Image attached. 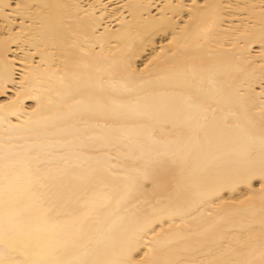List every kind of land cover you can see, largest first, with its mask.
Returning a JSON list of instances; mask_svg holds the SVG:
<instances>
[{
  "label": "snow or ice",
  "instance_id": "obj_1",
  "mask_svg": "<svg viewBox=\"0 0 264 264\" xmlns=\"http://www.w3.org/2000/svg\"><path fill=\"white\" fill-rule=\"evenodd\" d=\"M79 7L16 3L15 11L33 22L49 21L53 55L58 47L66 58L80 48L83 57L90 54L79 43L72 16L63 11ZM165 7L205 13L199 20L189 15L181 32L195 25V37L207 41L210 26L202 25L207 19L214 22L224 6ZM169 28L175 33L171 18L162 12L156 28L130 33L119 60L104 70L106 81L97 75L99 69L97 74H73L62 94L69 101L66 111L55 119L74 122L51 134L53 144L69 151L55 166L33 155L39 145L0 148V264H264V112L259 123L247 116L232 74L211 55L198 54L200 44L193 54L177 51L163 61L157 53L137 72L136 57L153 45L156 32ZM181 39L174 34L161 45V53L166 47L187 48ZM79 64L93 68L91 60ZM149 68L156 69L155 79L145 78ZM10 82L14 78L5 65L0 88ZM22 99L17 92L0 110ZM92 128L104 129L105 135L87 136ZM73 135L76 140L60 138ZM94 139L110 147L127 141L138 154V166L122 177L123 185L102 169L75 176V168L83 164L69 163L73 153ZM70 176L79 183L73 185ZM255 182L258 189L252 187ZM237 185L252 190L240 201H220L218 211L204 217L205 205ZM113 201L115 209L106 211ZM164 216L191 220L175 233L155 231ZM213 216L219 219L203 227ZM184 224L187 235L179 231ZM149 232L152 237L139 256L137 248ZM190 237L197 244L179 246ZM205 246L206 256L194 255Z\"/></svg>",
  "mask_w": 264,
  "mask_h": 264
},
{
  "label": "bare ground",
  "instance_id": "obj_2",
  "mask_svg": "<svg viewBox=\"0 0 264 264\" xmlns=\"http://www.w3.org/2000/svg\"><path fill=\"white\" fill-rule=\"evenodd\" d=\"M16 3L79 5V9L70 8L63 11L72 16L79 43L83 51L90 55L81 57V50L77 48L66 58L59 54V47L55 49L56 55H53L49 21L37 19L33 22L24 15H18L15 11ZM178 3L186 6L205 3L224 6L214 22L207 19L202 25L210 26V38L207 41L195 37V25L189 27L187 33L181 32L189 15H194L199 20L205 13H189L188 7L180 10L165 7ZM5 5L8 7H4ZM261 5H264V0H0V74L7 65L14 78V82H10L6 89L0 88V104L12 100L17 92L24 97L21 103L12 108L0 110V148L23 149L28 145H39L33 155L41 160H50L55 166L59 158L69 151L61 150L60 145L53 144L55 137L51 134L55 133L57 128L70 126L74 122L55 119L57 114L66 111L69 101H65L62 94L66 86L73 82V74L89 71L97 74L95 70L99 69L97 75L103 76L106 81L104 70L119 60L121 49L129 34L156 28L162 12H166L167 17L171 18L176 31L174 33L169 28L156 32L153 45L135 59L133 67L137 72L157 53H160V60L163 61L173 52L193 54L192 50L196 45H203L198 54L211 55L214 60L221 62L223 71L232 74L235 87L240 89L238 96L242 98L247 116L259 123L264 112V8H261ZM77 20L78 24L75 22ZM174 34L182 38L181 45H187V48L181 46L169 51L166 47L161 53V45H167V41L172 39ZM79 60H91L93 68L85 69L79 64ZM155 72L156 69L149 68L145 70L144 76L146 79H155ZM38 106L39 110L33 113L32 109ZM77 127H82V124ZM86 135L101 137L105 135V130L92 128ZM60 138L77 139L75 135ZM135 155L138 154L129 150L127 141L119 147H110L102 140L94 139L86 140L83 151L74 152L69 163L73 166L83 164L82 168H75V176H86L94 169H102L105 175L115 177L117 182L123 185L122 177L131 168L138 166L135 163ZM75 176L69 177L73 185L79 183ZM143 183L149 189L152 187L150 181ZM252 187L258 189L259 182H255ZM251 190L246 185L226 188L219 194L220 200H213L201 211L204 217H207L209 212L218 211L216 205L220 201H240L249 195ZM115 207L113 201L106 211H112ZM218 219L219 217L213 216L203 227ZM190 220L191 217H184L182 221L179 217L164 216L156 221L155 231L165 229L175 233L177 226ZM187 227V224H184V227L179 229L182 235H187ZM151 237L152 233L149 232L141 241L137 248L139 256H143L145 245ZM229 239L231 236L225 239V244ZM195 244L196 239L190 237L179 246ZM208 252V246L200 247L199 252L194 255L203 257ZM215 254L213 252V255ZM139 256L135 258L139 259Z\"/></svg>",
  "mask_w": 264,
  "mask_h": 264
}]
</instances>
